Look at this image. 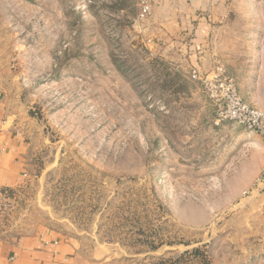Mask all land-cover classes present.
Returning <instances> with one entry per match:
<instances>
[{
	"label": "rangeland",
	"instance_id": "obj_1",
	"mask_svg": "<svg viewBox=\"0 0 264 264\" xmlns=\"http://www.w3.org/2000/svg\"><path fill=\"white\" fill-rule=\"evenodd\" d=\"M173 3L0 0V103L31 164L0 191V235L61 229L104 264H264V143L215 122ZM240 59L200 72L237 85Z\"/></svg>",
	"mask_w": 264,
	"mask_h": 264
},
{
	"label": "crops",
	"instance_id": "obj_2",
	"mask_svg": "<svg viewBox=\"0 0 264 264\" xmlns=\"http://www.w3.org/2000/svg\"><path fill=\"white\" fill-rule=\"evenodd\" d=\"M173 2L178 29L189 35L187 56L195 68L205 69L213 56L241 58L239 93L264 111V0ZM20 129L0 103V191L23 187L30 177V146ZM102 248L99 243L86 247L78 235L41 224L0 235V264H104L109 252Z\"/></svg>",
	"mask_w": 264,
	"mask_h": 264
},
{
	"label": "built area",
	"instance_id": "obj_3",
	"mask_svg": "<svg viewBox=\"0 0 264 264\" xmlns=\"http://www.w3.org/2000/svg\"><path fill=\"white\" fill-rule=\"evenodd\" d=\"M149 12L147 4L142 5L141 16ZM191 77L199 81L207 98L216 107V123L230 122L244 130L257 133L264 143V111L244 100L234 79L226 75L223 67H216L203 76L197 68L191 70Z\"/></svg>",
	"mask_w": 264,
	"mask_h": 264
},
{
	"label": "trees",
	"instance_id": "obj_4",
	"mask_svg": "<svg viewBox=\"0 0 264 264\" xmlns=\"http://www.w3.org/2000/svg\"><path fill=\"white\" fill-rule=\"evenodd\" d=\"M191 253H193L194 255H199V259H200V261H203V262H205V263H208V258H207V256L204 254V253H202L201 252V250H200V248L199 247H197V248H193L192 250H191Z\"/></svg>",
	"mask_w": 264,
	"mask_h": 264
}]
</instances>
